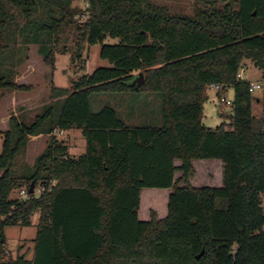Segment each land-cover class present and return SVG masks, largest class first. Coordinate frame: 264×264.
I'll return each mask as SVG.
<instances>
[{
  "label": "trees",
  "instance_id": "1",
  "mask_svg": "<svg viewBox=\"0 0 264 264\" xmlns=\"http://www.w3.org/2000/svg\"><path fill=\"white\" fill-rule=\"evenodd\" d=\"M73 1L0 0V57L15 9L25 20L17 30L36 36L27 48L36 47L51 73L60 34L70 26L78 31L76 58L99 44L109 64L70 88L51 84V103L32 121L11 115L0 122V264H264V90L253 96L239 77L251 61L264 87V0H221L223 11L192 17L170 15L149 0H85V9ZM210 1L217 0L195 2ZM139 72L144 83L136 90L130 83ZM15 76L0 79V100L5 91L28 92ZM215 85L231 88L233 97L230 116H221L227 122L211 129L202 122L203 106ZM109 93L158 95L162 124L132 127L112 107L93 111L91 96ZM69 130L85 140L76 158L55 137ZM43 136L48 142L30 172L14 173L18 154ZM199 160L223 163L221 187L190 183ZM22 189L25 199L10 197ZM142 189L172 190L166 217L151 211L148 221L138 219ZM34 214L32 259H8L4 229L30 227Z\"/></svg>",
  "mask_w": 264,
  "mask_h": 264
},
{
  "label": "rangeland",
  "instance_id": "2",
  "mask_svg": "<svg viewBox=\"0 0 264 264\" xmlns=\"http://www.w3.org/2000/svg\"><path fill=\"white\" fill-rule=\"evenodd\" d=\"M149 2L156 7L166 8L170 15H180L192 17L204 10H218L223 11L227 5L226 1H210L207 4L200 6L194 0H149ZM73 6H79L83 9L86 8L85 0H74ZM237 9V5L233 6ZM15 15V21L12 22L11 36L8 40V47L6 51L0 57V79L12 76L15 73V81L28 88V92H3V98L0 100V122L7 121L8 118L16 114L24 122H30L36 115L41 113L44 106L51 103L50 99V87L53 84L56 88H70L73 82H76L84 75H90L96 69L101 67H109L107 61L100 58V45L85 46L80 58H76L75 51L77 47L78 31L75 26L64 28L60 34L59 41L56 47L55 53V69L51 73L42 62L41 57L36 53L35 46L27 45L36 40L35 34L24 35L21 29L17 30L25 22L19 13L15 9H11ZM42 13L38 10L37 15ZM86 19L82 16L78 18V22L81 23ZM54 42H52L53 44ZM105 44L117 43V40L106 39ZM27 48V49H26ZM64 51V53H63ZM27 54V60L21 64L18 68H14L15 65L22 61ZM239 74L243 80L249 81V83H260L261 73L253 66L251 61H244L242 63ZM260 91H255L253 96L259 97ZM206 101L203 106V124L207 128L214 129L222 122H227L226 119L219 116V113L224 117H228L231 114V108L221 105L217 100V96L213 89L208 88L205 92ZM224 97L228 100H232L233 90L227 89L224 93ZM91 108L93 111H97L104 106H109L115 109L122 118H126L129 111H136L134 113L131 123H138L143 125L160 126L162 124L161 110L162 100L158 95H148L146 93L141 94H95L90 99ZM252 112L254 115H259L261 108L258 104H252ZM138 114V115H136ZM15 116V115H14ZM1 124V123H0ZM58 140H66L65 143L69 146L70 156L78 157L85 151V140L80 130H73L69 135L55 134ZM48 137H41L34 141H29L27 147L16 157L14 173L18 175L27 174L30 172L29 167L34 163L35 158L44 150ZM3 139L0 137V154L2 151ZM180 162L176 161L175 165H179ZM29 166V167H28ZM194 168V166H193ZM196 169V172H195ZM211 174L217 175L216 170L211 171ZM197 174V176H196ZM180 173H176L174 179L180 177ZM210 174L206 171V168L195 163L194 175L190 179L195 182L199 181V184H203L202 187H216L212 185L210 180ZM193 181V182H194ZM192 184V183H191ZM42 191V186L37 184L35 189V195L38 196ZM143 194H148L143 200L144 210H148L149 218L150 212L156 213L157 218L159 215L166 214L167 212V191L166 190H145ZM150 194H154L160 200V204L155 206L151 201ZM19 193L14 190L11 194V198L17 197ZM166 196V200H165ZM145 201V204H144ZM157 201V198L156 200ZM155 208V209H152ZM163 219V218H162ZM32 224L30 227H6L4 229L6 238V249L8 251V259H15L17 256H23L25 259L31 260L34 251V239L37 233L38 214H34L31 218Z\"/></svg>",
  "mask_w": 264,
  "mask_h": 264
},
{
  "label": "crops",
  "instance_id": "3",
  "mask_svg": "<svg viewBox=\"0 0 264 264\" xmlns=\"http://www.w3.org/2000/svg\"><path fill=\"white\" fill-rule=\"evenodd\" d=\"M241 79L243 80V78L241 77ZM259 80H261V77H260V79ZM246 81V80H245ZM249 82V81H248ZM134 113H138V112H136V111H129L128 112V114L126 115V118H124V120L126 121V123L129 125V126H135V125H138V124H140L142 121H139L138 123H131V121L133 120V114ZM139 114V113H138ZM138 114H136V115H138ZM15 115V117H16V114H13V116ZM219 116L221 117L222 116V114L221 113H219ZM19 120H22V119H20L19 117H17ZM73 132V130H69V131H62V132H55V134L56 133H59V134H61V135H65V136H67V135H69V133L70 132ZM64 142L66 141L65 139L63 140ZM67 142V141H66ZM66 144V143H65ZM67 145V144H66ZM67 147H68V153L70 152V150H69V146L67 145ZM69 156H70V153H69ZM200 163V165L201 166H203L204 168H206V171L207 172H209V174L211 175L210 176V180H209V182L212 184V185H209V186H216V187H214V188H219V187H221L222 186V172H223V167H224V165H223V163L220 161V160H199V161H193L192 162V165L194 166V168H195V163ZM216 170V172H217V175L215 176L214 174H211L210 172L211 171H215ZM195 172H196V169H195ZM196 176H197V174H196ZM194 180H191V183H192V185L193 186H195V187H202V186H204L202 183L201 184H199V181L198 182H193ZM145 190H156V189H142L141 190V192H140V206H139V210H138V219L140 220V221H148L149 220V212H148V210H144V206H143V200H144V198L146 197V196H148V194H143L144 193V191ZM159 190H166L167 191V198H168V196L170 195V193L172 192V190L171 189H159ZM166 196H165V200H166ZM150 197H151V201H153V203H154V205L155 206H157V205H159L160 204V200L158 199V197L156 196V195H154V194H150ZM156 198H157V201H155L156 200ZM152 209H155V208H152ZM166 215H167V212H166V214L164 215V214H161V215H159V219H162V218H164V217H166Z\"/></svg>",
  "mask_w": 264,
  "mask_h": 264
},
{
  "label": "built area",
  "instance_id": "4",
  "mask_svg": "<svg viewBox=\"0 0 264 264\" xmlns=\"http://www.w3.org/2000/svg\"><path fill=\"white\" fill-rule=\"evenodd\" d=\"M239 77L241 78V75L239 74ZM212 89L216 92L217 99L221 105H224L225 107H231L232 100H228L224 97V92H222L224 89L220 85L212 86ZM264 87L261 83H250L249 84V93L253 94L255 91H263ZM27 197V190L22 189L19 191V198L25 199Z\"/></svg>",
  "mask_w": 264,
  "mask_h": 264
},
{
  "label": "water",
  "instance_id": "5",
  "mask_svg": "<svg viewBox=\"0 0 264 264\" xmlns=\"http://www.w3.org/2000/svg\"><path fill=\"white\" fill-rule=\"evenodd\" d=\"M195 1H205V0H195ZM144 83V75L142 72H139L135 78L132 80L130 83L131 86L135 87L136 90L139 89V87ZM34 193V184L30 185V188L28 190V194H33Z\"/></svg>",
  "mask_w": 264,
  "mask_h": 264
}]
</instances>
